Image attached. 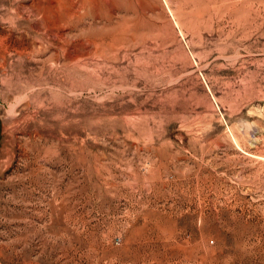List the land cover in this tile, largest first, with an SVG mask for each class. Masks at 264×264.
I'll list each match as a JSON object with an SVG mask.
<instances>
[{"label": "rangeland", "instance_id": "374dc122", "mask_svg": "<svg viewBox=\"0 0 264 264\" xmlns=\"http://www.w3.org/2000/svg\"><path fill=\"white\" fill-rule=\"evenodd\" d=\"M70 2L0 0V264H264V0Z\"/></svg>", "mask_w": 264, "mask_h": 264}, {"label": "bare ground", "instance_id": "6f19581e", "mask_svg": "<svg viewBox=\"0 0 264 264\" xmlns=\"http://www.w3.org/2000/svg\"><path fill=\"white\" fill-rule=\"evenodd\" d=\"M44 1L46 2L45 6L38 7L35 4H31L29 6L22 5L20 10L22 11L23 14H27V15L31 14V13H40V12L42 15L49 13V12L55 14L56 12L60 11L64 7L66 9V5L68 3V0H44ZM79 1L82 3V5H84V4L91 3L94 0H79ZM74 2H73V0H71L70 5L71 4L74 5ZM60 12H62V11H60Z\"/></svg>", "mask_w": 264, "mask_h": 264}]
</instances>
